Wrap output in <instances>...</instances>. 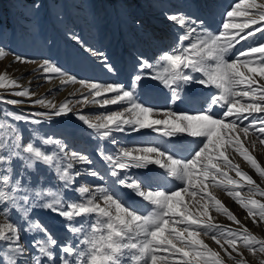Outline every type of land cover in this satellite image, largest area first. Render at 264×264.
<instances>
[{"label": "snow or ice", "instance_id": "obj_1", "mask_svg": "<svg viewBox=\"0 0 264 264\" xmlns=\"http://www.w3.org/2000/svg\"><path fill=\"white\" fill-rule=\"evenodd\" d=\"M238 18H244L243 22H236ZM167 19L183 31L168 51L154 59L138 56L127 87L121 83L78 80L47 59L39 65L46 80L51 79L49 74L66 76L67 81L88 89L84 101L94 96L102 99L91 100L93 104L124 105L122 110L103 117L97 115L96 122L74 113L91 130L92 138L101 142L96 156L104 162L106 171L91 167L94 161L69 149L64 139L41 135L39 129H28L30 138L24 139L21 123H51L73 111L69 107L71 101L59 107L44 99L32 101L33 105L50 109L47 112L4 110L5 118L0 120V264H172L175 257H179L176 264H223L220 253L198 238L202 232L210 231L212 240L235 264H249L241 247L252 257H264V240H257L243 225L223 232L203 221L200 217L208 216L209 204H200L196 199L199 196L201 200L214 201L217 212L223 211L229 220L240 224L219 199L207 192L209 181L222 187L217 176H228L221 170L222 162L237 177L255 184L252 176L226 154L230 148L264 176V167L241 140V136L247 138L251 132L264 144V84L255 79L256 75L264 78V43L227 58L241 41L264 34V0H236L222 13L215 32L203 17L176 12L167 14ZM69 38L96 56L107 72L115 71L107 57L86 48L79 36L72 33ZM4 56L6 52L0 48V57ZM15 61L32 62L19 55ZM6 80L9 86H19L16 80L0 74V88L6 87ZM143 80L161 84L167 90L169 104L185 103V89L192 85L212 91L200 109L173 111L171 107L156 108L139 102L136 93ZM12 94L26 98L33 95L27 89ZM0 103L17 105L23 101L0 99ZM156 114L161 118H154ZM142 129L160 135L162 143L123 146L113 135H129ZM104 140L110 142L114 151L104 150ZM76 165L81 167L75 168ZM41 168L62 182V187L49 183ZM82 175L103 183L77 184ZM227 182L238 183L231 178ZM257 190L264 195V190ZM121 191L144 202L151 211L142 214L133 210L121 199ZM65 192L77 193L78 199L62 198ZM229 195L240 194L229 191ZM186 196L191 199L186 201ZM193 201L198 205L195 212L189 206ZM250 203L252 207L245 205L249 215L258 207L264 219V203L255 199ZM34 209L55 213L75 242L58 243L52 231L33 218ZM22 233L32 236L29 246L22 243ZM259 264H264V258Z\"/></svg>", "mask_w": 264, "mask_h": 264}, {"label": "rangeland", "instance_id": "obj_2", "mask_svg": "<svg viewBox=\"0 0 264 264\" xmlns=\"http://www.w3.org/2000/svg\"><path fill=\"white\" fill-rule=\"evenodd\" d=\"M234 2L236 0H0V48L6 52V56L0 57V74H6L8 80L14 79L19 85L18 87L9 86L6 80V87L0 88V99L23 101L17 105L0 103V120L5 118V109L17 113L50 111L43 105H33L32 101L34 100L44 99L45 103H52L57 107L66 101H71L69 107L73 111L67 115L54 118L51 123L41 125L21 123L19 127L24 133V139L30 138L31 134L28 129H39L41 135H52L58 139H64L69 149L88 155L94 161L91 167L99 169L101 172L106 171L104 162H100L101 160L96 156L97 145L101 142L92 138L91 130L87 129L74 113L87 115L92 122H96L97 115L103 117L106 113L122 110L124 105L119 103L108 106L93 104L91 100L102 99L94 96H90L87 101H84L83 98L87 96L88 89L82 88L79 83L67 81L66 76L49 74L51 79L46 80L45 74L39 70V65L47 59L68 75L77 77L78 80L121 83L127 87L124 80L127 79L128 82L130 74L134 72L138 56L152 60L160 52L167 49L168 45L171 47L174 43L178 27L171 25L155 33L152 30L156 23L162 24L166 21L167 14L177 11L192 12L191 16L195 17V14L198 16L197 13L206 7L203 10L209 9V12H204V18H216L219 25L222 20V13ZM222 6L225 7L222 8ZM243 20L244 18H238L236 22H243ZM182 31V29L179 30L178 34ZM72 33L81 38L86 48L107 57L108 63L112 64L115 71L107 72L96 56L83 51L80 45L69 38ZM165 40H169V42H165ZM260 43H264V34L257 33L248 40L237 44L227 58L232 59L235 53L251 46H258ZM160 46L161 48H159ZM16 55L29 58L32 62L27 64L16 62ZM244 71L247 74L246 69ZM255 79L264 84V78L259 77V75H256ZM150 81L155 88L166 90L155 80ZM25 89L33 94L30 98L12 94L15 91ZM185 90L198 91L199 89H193L190 86ZM136 94L139 102L144 103L143 99L146 97L139 87ZM77 101L81 102L77 103ZM186 107L188 109L193 108L187 106L186 103L184 108L182 106L176 109L177 111L178 109L184 111L187 109ZM244 123L246 124L248 121H244ZM150 133H152L150 129H142L129 135L123 133H113V135L117 137L121 145L131 146L134 145L132 141L136 139H131L132 136L139 134L143 135L144 138ZM241 140L249 153L264 167V144L260 143V139L255 138L250 132L247 138L241 136ZM36 143L39 145V141ZM103 145L106 152L114 151L108 140H104ZM226 154L229 155L233 163L239 164L243 172L252 176L255 184H248L246 180L237 177L234 170L221 162V170L227 172L228 176H217V180L222 181V187H216L214 183L209 181L207 192L219 199L236 216L240 224L229 220L223 211L217 212L213 206L214 201L201 200L198 196L196 199L200 201V204H209L208 216H201L200 218L218 226L223 232H227L228 229H240L243 225L257 240H264V219L259 215L260 209L254 207L253 214L249 215L248 208L245 207V205L252 207L250 202L253 199L264 203V195H261L260 191L257 190V188L264 190V176H261L233 149H228ZM79 167L81 166H75V168ZM41 172L49 178V183L58 188L62 187V182L56 180L53 174L48 173L43 168H41ZM228 178L236 180L238 183L228 184ZM102 183V181L86 175H82L77 180V184L87 186ZM229 191H238L240 195L233 197L229 195ZM62 198L77 200L78 194L65 192ZM190 199V197H185L186 201ZM189 206L194 212L198 208L195 201ZM150 211L149 206L144 214H148ZM32 215L33 218L38 219L52 231L58 239V243L71 242L70 234L64 231L61 219L55 213L44 209H34ZM12 219L15 221L17 218L13 216ZM177 227H183V225H177ZM212 234L211 231L202 232L198 238L214 251L220 253L223 264H235V261L229 258L223 249L212 240ZM217 235L219 237L220 233ZM29 236L31 235L22 233V243H25V246L30 245L32 238ZM225 246L227 247V245ZM238 247L241 246L238 245ZM241 251L244 252L249 264H259L260 259L264 258L259 255L252 257L242 247ZM233 255L235 256V253ZM178 259L179 257L172 258V264H176Z\"/></svg>", "mask_w": 264, "mask_h": 264}, {"label": "bare ground", "instance_id": "obj_3", "mask_svg": "<svg viewBox=\"0 0 264 264\" xmlns=\"http://www.w3.org/2000/svg\"><path fill=\"white\" fill-rule=\"evenodd\" d=\"M224 7L225 6H222V8H224ZM204 8H206V7H204ZM203 9L197 13L198 16H196V14L194 16L204 18V15H205L204 12H209V9L206 11ZM201 12H202V14H201ZM216 13H218V12L216 11ZM185 14L191 15L192 12H187ZM239 19H242V18H239ZM207 20L212 24L211 30L213 32H215V29L218 26V19L210 17V18H207ZM171 25H173L172 22H170L168 19H166V21L163 22L162 27L159 24L158 25L155 24L154 25L155 28H152V30L155 33V32L160 31L161 29L163 30V28L170 27ZM179 30H181V29L178 28V31ZM178 31H177V34H178ZM177 34H176V36H177ZM163 36L167 37L166 35H163ZM165 42H169V40H165ZM166 44H168V43H166ZM166 44H164V45H166ZM164 45H161V46H164ZM161 46L159 48H161ZM169 48H170V46L168 45V48L163 50V51H168ZM229 55H228V57H229ZM139 88H140L141 92H143L145 97H146L145 99H143V98L142 99L144 101V104H146L147 106H152V107H156V108H163V107L167 106V107H171L173 111H177L176 108H179V107L181 108L184 104V103H180V102L169 104V96L167 95V91L166 90L163 91L162 88H160V89L155 88V86L151 83L150 80H143L141 82ZM192 88L193 89L198 88L199 90L198 91L195 90V91L198 92L199 94L195 95L194 97L192 95L189 96L188 91L185 90L184 94H186L188 97V99L186 100L187 106H189V107L192 106L193 108L188 109L186 107L187 109L184 111L192 112V111H196L199 107L201 108L205 104V102L207 101L209 94L212 91V89H206V88H203L202 86H199V85H198V87H196V85H192ZM178 111H179V109H178ZM154 118H161V115L156 114L154 116ZM137 136H139V137H137ZM133 138H136L134 141H132V144H134V145H148V144H160V143H162L161 136L154 133V132L150 133L149 135H147L144 138H143V135H139V134L131 137V139H133ZM131 139H130V141H131ZM100 162H102V161H100ZM120 195H121V199L124 200L127 204H130L131 207L133 208V210H137L140 213L144 214L149 209V206L147 204L140 201L139 199L133 200V199L129 198L128 196L124 195L123 191H121ZM64 231L62 232V230H61L62 233H64ZM29 238H32V237L29 236ZM70 241L72 243L74 242V240L72 241V239H70Z\"/></svg>", "mask_w": 264, "mask_h": 264}]
</instances>
